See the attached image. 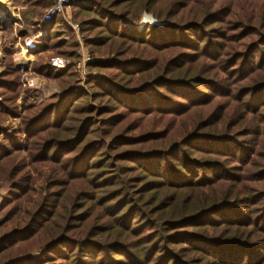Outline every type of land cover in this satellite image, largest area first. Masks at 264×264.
Segmentation results:
<instances>
[{"label":"trees","instance_id":"1","mask_svg":"<svg viewBox=\"0 0 264 264\" xmlns=\"http://www.w3.org/2000/svg\"><path fill=\"white\" fill-rule=\"evenodd\" d=\"M25 3L69 64L31 65L42 98L5 53L0 264H264V0H71L80 41Z\"/></svg>","mask_w":264,"mask_h":264},{"label":"rangeland","instance_id":"2","mask_svg":"<svg viewBox=\"0 0 264 264\" xmlns=\"http://www.w3.org/2000/svg\"><path fill=\"white\" fill-rule=\"evenodd\" d=\"M25 1V0H24ZM71 4V3H70ZM15 6H20V0H16L15 1ZM71 5H69L68 8H63L64 10V13L63 14H60L62 20H63V26L60 28V31L61 33L63 34V39L67 40V38L70 36V33H69V30L67 29L68 27L71 28V30L74 32V34L76 35V39L78 41H80V38H79V35H78V30H73V28L71 27V25H76L74 24L73 22V19H72V13H71ZM48 11V10H47ZM42 15V17L39 19L42 23V20L44 18V15L46 14V12ZM148 15H151L152 14H148V13H141V15L138 17L137 19V22H135L136 24L134 25V28L137 30V31H140L145 25L146 23H142L143 21V17H148ZM153 17V16H152ZM134 18V17H133ZM154 18V17H153ZM135 19V18H134ZM155 19V18H154ZM132 17L131 16H128L126 18H124L122 21H118L117 24H119L122 28H128V29H132L133 28V24L132 23ZM6 21H2L1 23H5ZM141 22V24H140ZM143 24V25H142ZM68 26V27H67ZM39 28V29H38ZM38 30L40 32H42V37H39V41L45 37L46 35V31L44 29L43 26H38ZM29 31H33V33L35 34L36 32H38L37 30H35V27L33 25H28V32ZM13 33H11L10 31H7V34L5 35V33H1L0 34V60L2 58V56L5 57V53L6 52H10V47L9 46H5L3 47L2 45L5 43V42H11L13 43V39L15 38L14 35H12ZM22 43H20L21 45ZM41 45V44H40ZM39 45V46H40ZM38 47V46H37ZM36 47V48H37ZM9 49V50H8ZM34 48H31V51L29 50V53H28V65H27V68L25 67V65H18L16 68L19 69V71L21 72L22 74V77H23V80L28 84V88L31 90V91H34L36 92L40 97L42 98H47V97H50L52 95H55L57 94V92L59 93V89L56 87L55 83H53L52 81H47L46 79H43L42 77H39L38 75H35L32 70L30 69L31 68V65L32 64H38V65H47V66H50L52 68H55L53 66L50 65L52 59H49L48 58V54L46 53H39V55H34ZM79 59L77 61H75L73 63L74 65V68L75 70L77 71V74L81 80V85L83 86L84 85V82L86 80V78L90 75H94V73H91L88 68H87V64L86 63V69H87V72L88 74L85 75V76H80L79 74V70L78 68L76 67V63L81 59V55H84V56H89L91 61L93 59H95L93 56L91 57L88 52L86 51V49L83 48L82 45H80V49H79ZM64 60V67L66 65L69 64V62L65 59H62ZM2 63L1 62V65H0V70L2 69ZM28 69V70H27ZM55 69H58V68H55ZM62 69V68H61ZM26 71V72H25ZM26 84V85H27ZM40 84V85H39ZM49 89V90H48ZM37 95V96H38ZM17 104L19 106V110H18V113L19 115H22L23 113V109H24V102L22 100V96L18 99L17 101ZM10 123L12 126H18L19 124V120L18 119H11L7 122H3V123H0V128L2 130H5L7 132H10ZM7 187H8V183H3L0 185V203L2 201V197L3 195L6 193L7 191ZM40 250L34 252L33 254H36L38 253Z\"/></svg>","mask_w":264,"mask_h":264},{"label":"crops","instance_id":"3","mask_svg":"<svg viewBox=\"0 0 264 264\" xmlns=\"http://www.w3.org/2000/svg\"><path fill=\"white\" fill-rule=\"evenodd\" d=\"M15 1L16 0H0V8L2 9V15H0V34L5 33L6 35L7 31H10L15 37L12 40L13 43L5 42L2 46L5 47L7 45L10 47V52L7 53H12L15 68L18 65H25V67L27 68L29 50L31 51V48H34L36 50V47L39 46L42 41L38 40V34L40 31L36 32L35 34L33 33V31L28 32V25H24L23 20L25 15L27 14V5L25 1L20 0L21 5L18 7L14 5ZM2 21L6 22L1 23ZM20 33H25L27 37L25 39H22L20 37ZM20 43L22 44L20 45ZM4 58L5 57L2 56L0 65L1 62H3Z\"/></svg>","mask_w":264,"mask_h":264},{"label":"built area","instance_id":"4","mask_svg":"<svg viewBox=\"0 0 264 264\" xmlns=\"http://www.w3.org/2000/svg\"><path fill=\"white\" fill-rule=\"evenodd\" d=\"M54 1H55L54 7H52L46 12L42 20V24L49 22L57 13L63 14L64 13L63 8H68L71 3V0H54ZM71 27L73 28V30H78L77 25H71ZM38 37H42V32H39ZM90 61L91 59L89 56L81 55V59L76 63V67L79 70L80 76H85L88 74L86 69V63ZM64 63H65L64 60L60 58H54L51 61V66L61 69L64 67Z\"/></svg>","mask_w":264,"mask_h":264},{"label":"water","instance_id":"5","mask_svg":"<svg viewBox=\"0 0 264 264\" xmlns=\"http://www.w3.org/2000/svg\"><path fill=\"white\" fill-rule=\"evenodd\" d=\"M148 16L151 18V21L147 22L150 25H155V26H158V27H162V26H164L166 24V23H163V22H159L158 20L154 19L151 15H148Z\"/></svg>","mask_w":264,"mask_h":264},{"label":"bare ground","instance_id":"6","mask_svg":"<svg viewBox=\"0 0 264 264\" xmlns=\"http://www.w3.org/2000/svg\"><path fill=\"white\" fill-rule=\"evenodd\" d=\"M0 15H2V9L1 8H0ZM142 19H143V21H142L143 24L146 23V22H150L151 21V18L149 16L148 17H143ZM140 24H141V22H140Z\"/></svg>","mask_w":264,"mask_h":264}]
</instances>
